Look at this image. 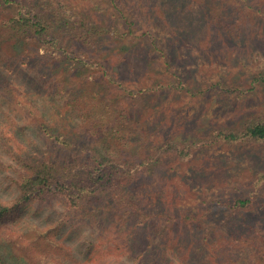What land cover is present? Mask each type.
I'll return each instance as SVG.
<instances>
[{"label":"rangeland","instance_id":"1","mask_svg":"<svg viewBox=\"0 0 264 264\" xmlns=\"http://www.w3.org/2000/svg\"><path fill=\"white\" fill-rule=\"evenodd\" d=\"M234 2L243 4L60 1L101 26L106 45L92 52L77 43L74 50L85 61L82 66L78 58L65 59L44 45L39 52L51 57L56 75L82 74L96 80L113 98L114 108L135 118L133 143L141 147L131 151L149 162L133 166L130 189L151 213L145 221L138 215L122 219L123 210L107 205L105 197L97 204H106L107 211L102 209L94 222L63 204L30 206L29 214L42 208L43 218H53L51 239L66 241L75 251L67 252L66 246L67 253L87 255L94 264H171L167 252L166 257L160 255L163 242L169 244L174 236L183 242L175 245L174 264H264V184L253 180V174L264 170V144L209 143L214 131L240 128L247 116L264 111V83L253 80L264 74V0H248L245 8L243 4L245 28L227 39L214 18ZM0 74H6L1 67ZM111 77L114 82H106ZM6 83L7 77H0V85ZM13 101L20 111L22 104L31 108L19 91ZM73 137L81 147L63 150L47 141L38 152L49 150L61 160L93 152L88 140ZM168 140L183 153L167 151ZM252 190L255 199L247 207L234 210L224 203ZM163 211L176 218L165 230ZM66 223L80 228L73 230ZM153 238L158 245L151 243Z\"/></svg>","mask_w":264,"mask_h":264},{"label":"trees","instance_id":"2","mask_svg":"<svg viewBox=\"0 0 264 264\" xmlns=\"http://www.w3.org/2000/svg\"><path fill=\"white\" fill-rule=\"evenodd\" d=\"M60 1L0 0V67L6 73L0 77H7V83L0 85V264H94L87 255L67 253L75 251L66 241L51 239L53 218L49 214L43 218L42 208L29 214L32 205L63 204L94 222L102 211H107L106 204H97L105 197L107 205L123 210L122 219L138 215L145 221L151 215L138 193L130 189L133 166L149 162L131 151L141 147L133 143L137 127L131 124L137 123L135 118L114 108L113 98L100 90L102 86L96 80L85 79L82 74L56 75L57 66L51 57L39 52L44 45L65 59L78 58L82 66L80 62L85 61L74 50L77 43L92 52L106 45L107 33L101 26L68 10ZM247 1L241 0L244 8ZM243 4L234 2L227 10H218L214 18V25L220 26L227 39L245 28ZM42 58L46 59L36 66ZM253 80L264 83V74L254 75ZM109 81L114 82V78ZM18 91L31 108L23 104L24 111L16 108L13 100ZM74 135L88 140L93 152L73 160H61L49 150L39 154L47 141L63 150L81 147ZM209 139L210 144L263 145L264 111L247 116L240 128L214 131ZM167 148L181 153L184 150L170 140ZM253 180L255 185L264 184V170L253 174ZM254 199L252 190L224 203L240 210ZM161 214L167 216L164 230L174 225L173 216L166 211ZM64 226L80 228L69 223ZM171 239L169 244L163 242L164 253L160 256L166 257L167 252L174 264L175 245L183 242L174 236ZM151 243L158 245L154 238Z\"/></svg>","mask_w":264,"mask_h":264}]
</instances>
